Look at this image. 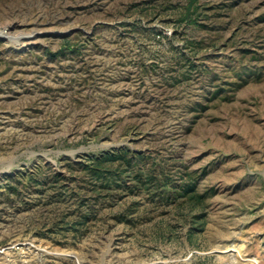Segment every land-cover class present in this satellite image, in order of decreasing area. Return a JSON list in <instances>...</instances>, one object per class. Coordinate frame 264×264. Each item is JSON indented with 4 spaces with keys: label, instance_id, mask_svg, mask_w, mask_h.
<instances>
[{
    "label": "rangeland",
    "instance_id": "374dc122",
    "mask_svg": "<svg viewBox=\"0 0 264 264\" xmlns=\"http://www.w3.org/2000/svg\"><path fill=\"white\" fill-rule=\"evenodd\" d=\"M185 2L0 0V247L31 243L0 264H264V0H201L233 7L199 30L175 25ZM218 34L202 70L183 63L184 40ZM65 39L79 52L46 53ZM120 146L193 174L204 203L126 193L79 235L54 224L75 205L42 180Z\"/></svg>",
    "mask_w": 264,
    "mask_h": 264
},
{
    "label": "trees",
    "instance_id": "16d2710c",
    "mask_svg": "<svg viewBox=\"0 0 264 264\" xmlns=\"http://www.w3.org/2000/svg\"><path fill=\"white\" fill-rule=\"evenodd\" d=\"M224 7H233L230 3L205 4L201 0H186L179 16L175 19V25L188 26L193 30L208 29V23L212 16L220 15ZM168 9V6H159L158 9ZM222 9V10H221ZM159 10H157L158 12ZM221 11V12H220ZM172 35L162 32L158 37H174L177 28ZM219 28V27H218ZM220 34L215 38L186 39L183 45L188 48L189 55L182 54L183 63L191 70H202L203 58H208L212 50L219 46ZM80 46L76 42L63 40L55 51L47 48L45 51L50 56H56L63 51L79 52ZM210 53L205 57L199 56L204 50ZM256 72L252 65H241L236 70L238 79H244L247 72ZM187 76L181 71L171 81L181 82ZM169 80V79H168ZM221 88L215 90V94ZM147 156L143 152L133 151L126 146L114 149H103L93 154H86L79 162L67 161L68 173L62 177L58 173H52L42 181L49 186L60 187L56 190L57 196L62 201L70 198L74 203V212L71 217L62 215L53 223L79 235L88 227L89 222L95 218L97 211L96 202L115 200L126 193H142L152 202L164 205H190L199 206L208 196V190L201 191L197 184V178L191 173H183L178 178H173L165 172L163 166L147 165ZM30 181L39 183L36 176L28 175ZM17 182L20 179L15 180ZM96 201V202H95ZM130 209V208H129ZM129 209H126L129 211ZM117 221H129L126 212H118L115 215Z\"/></svg>",
    "mask_w": 264,
    "mask_h": 264
},
{
    "label": "built area",
    "instance_id": "2783aa9c",
    "mask_svg": "<svg viewBox=\"0 0 264 264\" xmlns=\"http://www.w3.org/2000/svg\"><path fill=\"white\" fill-rule=\"evenodd\" d=\"M23 244H27V246L31 245V243L28 240H23V241H18V242H10L7 245L1 246L0 247V252H3L4 250H7V249H11V248H13L15 246L18 247V245H23ZM21 261H23L24 264H30L28 260L22 259ZM72 261H73L74 264L75 263L77 264L75 259H73Z\"/></svg>",
    "mask_w": 264,
    "mask_h": 264
},
{
    "label": "bare ground",
    "instance_id": "6f19581e",
    "mask_svg": "<svg viewBox=\"0 0 264 264\" xmlns=\"http://www.w3.org/2000/svg\"><path fill=\"white\" fill-rule=\"evenodd\" d=\"M234 250H236V249H234ZM250 260H252V259H250Z\"/></svg>",
    "mask_w": 264,
    "mask_h": 264
}]
</instances>
